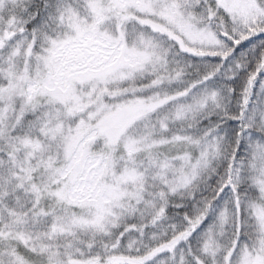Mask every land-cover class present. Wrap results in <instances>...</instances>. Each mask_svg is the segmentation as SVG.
Instances as JSON below:
<instances>
[{"label": "snow or ice", "instance_id": "6c2138e0", "mask_svg": "<svg viewBox=\"0 0 264 264\" xmlns=\"http://www.w3.org/2000/svg\"><path fill=\"white\" fill-rule=\"evenodd\" d=\"M0 264H264V0H0Z\"/></svg>", "mask_w": 264, "mask_h": 264}]
</instances>
